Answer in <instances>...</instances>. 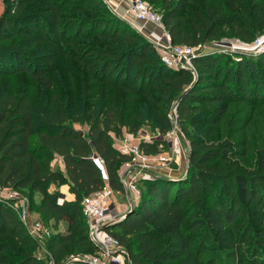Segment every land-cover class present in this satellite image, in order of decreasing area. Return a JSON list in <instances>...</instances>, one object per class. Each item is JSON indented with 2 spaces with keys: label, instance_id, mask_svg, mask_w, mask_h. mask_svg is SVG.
<instances>
[{
  "label": "trees",
  "instance_id": "16d2710c",
  "mask_svg": "<svg viewBox=\"0 0 264 264\" xmlns=\"http://www.w3.org/2000/svg\"><path fill=\"white\" fill-rule=\"evenodd\" d=\"M144 1L161 14L175 45L197 47L216 41L227 28L245 43L264 35V0ZM6 3L0 44L18 38L27 47L44 43L49 52L31 56L22 48L0 46V188L17 191L32 207L39 198L35 209L55 231L45 239L40 256L38 242L19 221L13 203L0 202V264H63L70 254L97 253L80 207L84 197L105 186L90 155L95 152L102 159L109 187L123 192L118 170L128 158L114 148L112 137H120L122 129L138 134L151 120L131 115L129 105L139 97L154 102V96L166 108L175 104L176 122L190 145L187 171L176 179L154 175L141 180L139 201L108 229L127 253V264H212L204 246L209 233L230 255L228 264H264V172L228 169L231 157L247 156V143H216L209 136L221 125L230 103L244 108L264 104V52L200 56L194 61L196 78L187 70L163 65L152 43L104 0ZM28 3L37 13L22 15ZM81 40L101 41V46L81 47ZM68 48H79L74 60L91 81L130 97L124 110L77 114L56 98V105L40 109L34 91L16 90L13 78L27 76L34 86L52 92L51 64ZM4 79L8 81L1 83ZM158 116L155 128L164 134L171 120ZM251 118L238 119L246 127ZM76 123L87 130L74 128ZM140 148L154 154L165 145L142 142ZM55 158L61 166L52 163ZM62 186L68 187L72 201L59 203L56 189ZM60 222L67 223L66 231H57ZM195 232L203 235L197 244L192 243ZM74 264L90 263L77 259Z\"/></svg>",
  "mask_w": 264,
  "mask_h": 264
},
{
  "label": "rangeland",
  "instance_id": "374dc122",
  "mask_svg": "<svg viewBox=\"0 0 264 264\" xmlns=\"http://www.w3.org/2000/svg\"><path fill=\"white\" fill-rule=\"evenodd\" d=\"M12 1V0H11ZM127 6H119V8H115L113 12L120 17L127 24L132 26L133 28L142 29L143 33L141 35L144 36L146 40L151 43L161 42L162 38L169 34L164 29H157L152 25L145 24L143 22H139L132 17V15L128 12V0H124ZM144 1V0H143ZM124 3V4H125ZM144 3L150 7V9L158 14L161 17V14L154 10L147 2ZM7 8L6 0H0V17L3 12ZM27 13H37V8L33 7L31 3H28L24 8L22 15ZM80 14H76L74 17H78ZM170 38V36H169ZM220 39L216 41L203 43L196 48L198 51H202V56L207 55H215V54H232L234 52L243 53L239 50H250L251 48L257 47L259 44L257 40L261 42L264 40V35L255 39L252 43H245L235 38L234 32L227 28L222 33H220ZM260 42V43H261ZM81 43V47L86 46H101V41L97 40H81L78 44ZM170 44L173 46H184V45H175L172 43L170 38ZM80 45V44H79ZM0 46L5 49L12 50L15 48H22L24 52L33 56V55H42L46 52H49V49L46 48L44 43H38L31 47L24 46L22 44V39L14 38L9 39L5 42H2ZM79 48H68L67 54L60 55L56 58L51 64V72L55 82V89L51 91H46L45 88L41 85H33L31 80L27 76H17L13 78L14 83L16 84V90H22L27 88L30 91H34L36 105L41 109V107H47L49 104L56 105V99L60 101L62 106H64L67 110L73 109L76 111L75 113L80 114L81 111L88 114H94L97 110L100 109H109L112 110L114 114L120 113L121 110H124L128 105L129 96L126 95L123 91L120 90H111L108 87L94 83L91 81L84 71V68L77 61L74 60L75 55H77ZM264 52L262 49L259 52H254L249 55L256 56L257 54H261ZM156 53L158 58L161 60V54L156 49ZM234 59V55H232ZM200 57V56H199ZM197 59V58H196ZM193 65V72L195 73V77L197 78V68L195 64ZM8 81V79L1 80V83ZM174 102L166 108V105H163L162 100L154 96V102H150L145 98L139 97L133 99L132 103L129 105V112L131 115H142V118L151 120L150 122H145L142 124L140 128V132L148 135L147 137H153L156 133H160V130L155 128L156 123L158 122V115H162L166 117V120L171 118L174 120L175 127L177 132L180 135L181 144L183 147V153H178L174 155V159L176 162L172 163L169 167L174 171H180L179 176H167L165 173H160L161 176L166 178H178L181 177L187 171L188 164V153L190 150V145L188 139L183 135L182 129L178 126L176 122V109L174 106ZM90 111V112H89ZM227 114L224 117L220 126L211 130L209 136L212 138L210 141L214 142H224L226 140L237 141L238 143H247V156L242 157H231L226 166L228 169L233 171H239L240 173H256L263 171L264 172V104L258 103L253 104V106L248 105L247 108H244L241 104L230 103L228 105ZM252 115V118L249 124L245 127L241 125V118ZM169 117V118H168ZM240 117V119H238ZM238 119V120H237ZM145 121V120H144ZM170 121V120H169ZM170 129L173 128L172 123H170ZM74 128L80 131H86L87 128L83 124L76 123L74 124ZM205 129V128H204ZM208 129V128H206ZM205 131H209L206 130ZM195 131L194 129H191ZM139 132V133H140ZM231 136L233 139H226ZM132 135L126 130L122 129V135L117 139H130ZM184 136V137H183ZM114 143V141H113ZM115 144V143H114ZM167 152L169 149L164 148ZM182 160L177 162V160ZM187 159V160H186ZM52 163L57 166H61V162L58 159H53ZM171 173V172H170ZM142 184H139L140 190H142ZM58 190V189H57ZM59 192V203L64 201H72L71 196L65 193V191L58 190ZM116 202L121 206L127 203V198L124 192H116ZM65 196V198H64ZM39 198H35L34 206H30L27 200H23V202L18 203L17 206L19 209H26L30 215L32 221L40 222L43 228L50 233L54 232L53 227H51V222H46L43 220V217L38 214L35 208H39ZM82 222L88 227V221L82 214ZM67 223L60 222L57 226V231L64 232L67 230ZM187 236H191L188 234ZM208 237L210 241H206L205 248L208 256L210 258V263L212 264H228L230 263V255L219 245L218 239L214 236L213 233H209ZM203 235L201 232H195L192 234V243L197 244L200 240H202ZM45 249V248H44ZM44 251L40 247L39 255L43 256ZM90 258V257H98L100 258L99 253H95L93 255H85L78 254L77 256H70L66 259L63 264H74V259L76 258ZM126 264V261H124Z\"/></svg>",
  "mask_w": 264,
  "mask_h": 264
},
{
  "label": "built area",
  "instance_id": "2783aa9c",
  "mask_svg": "<svg viewBox=\"0 0 264 264\" xmlns=\"http://www.w3.org/2000/svg\"><path fill=\"white\" fill-rule=\"evenodd\" d=\"M128 12L134 19L145 24L152 25L157 29H163L161 17L153 12L143 0H128ZM165 29V28H164ZM142 34V29L136 28ZM255 48L250 50H239L240 52L251 54L259 52L264 49V40ZM155 49L161 54V63L170 69H184L195 75L193 72V65L196 58L203 55L202 51H198L196 47L187 46H173L170 44L168 35L164 36L161 42L152 43ZM173 128L164 134L156 133L153 137H147L145 133H138L132 135L130 139H117L112 137L114 141V148L128 158L119 170V180L122 189L127 198V203L123 205V209L116 202L115 192L107 184V176L104 169L102 159L92 152L90 160L101 172L102 178L105 182L104 188L86 196L80 203L81 213L88 221L87 235L89 241L98 249L100 258L98 257H82L76 258L86 261L90 264H127V253L121 247L119 242L115 240L108 230H104L106 225L115 224L124 218L126 212L131 205L136 204L141 197V190L139 188L140 181L143 179H151L156 169H170L172 163L176 162L174 155L183 153L180 135L175 127L174 120L171 119ZM131 135V134H130ZM154 141H161L164 143L166 150L147 154L140 148L142 142L152 143ZM0 202L5 204H12L19 221L25 227L28 235L32 237L39 246L45 251V239L50 232L45 230L40 222L32 221L28 210L19 209L17 204L23 202L20 193L13 190H6L0 188ZM61 202V201H59ZM49 264H54L52 261Z\"/></svg>",
  "mask_w": 264,
  "mask_h": 264
},
{
  "label": "crops",
  "instance_id": "0c3cea01",
  "mask_svg": "<svg viewBox=\"0 0 264 264\" xmlns=\"http://www.w3.org/2000/svg\"><path fill=\"white\" fill-rule=\"evenodd\" d=\"M104 1L112 9V11L115 10V8H119V6H121V7H123L124 5L127 6V4L125 3L124 0H104ZM180 161L182 162V160H180V159L177 160V162H179V163H180ZM180 171L182 172V170H180V169H179V171L178 170L177 171H174L172 169L162 168V169H156V170H154L153 173L156 174V175H159V176H161L160 173H165V174H167V176H179L180 175ZM55 189L56 188H53L52 190L53 191H56L57 189L56 190ZM58 190L65 191V193H67L68 195H70L71 196V199H73V196L69 193L67 186H62ZM64 198H65V196H64ZM123 208L124 207L122 205L121 206V209H123Z\"/></svg>",
  "mask_w": 264,
  "mask_h": 264
},
{
  "label": "water",
  "instance_id": "95a60500",
  "mask_svg": "<svg viewBox=\"0 0 264 264\" xmlns=\"http://www.w3.org/2000/svg\"><path fill=\"white\" fill-rule=\"evenodd\" d=\"M156 176H157V175H156ZM158 176H159V175H158ZM159 177L164 178L163 176H159ZM133 205H134V204H133ZM133 205L130 206V208L128 209V211H127L126 214H125V217L128 216V215L130 214ZM115 224H116V223H115ZM115 224L106 225L105 227H103V229H104V230H108V229H110L112 226H114Z\"/></svg>",
  "mask_w": 264,
  "mask_h": 264
},
{
  "label": "bare ground",
  "instance_id": "6f19581e",
  "mask_svg": "<svg viewBox=\"0 0 264 264\" xmlns=\"http://www.w3.org/2000/svg\"><path fill=\"white\" fill-rule=\"evenodd\" d=\"M143 33V32H142Z\"/></svg>",
  "mask_w": 264,
  "mask_h": 264
}]
</instances>
